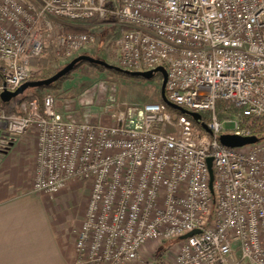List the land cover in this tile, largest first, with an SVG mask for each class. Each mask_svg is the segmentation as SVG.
<instances>
[{
  "label": "built area",
  "instance_id": "obj_1",
  "mask_svg": "<svg viewBox=\"0 0 264 264\" xmlns=\"http://www.w3.org/2000/svg\"><path fill=\"white\" fill-rule=\"evenodd\" d=\"M63 19L104 20L112 34L119 25L115 66H163L162 92L181 112L173 119L163 100L133 103L113 122L95 123L58 111L51 93L41 104L20 101L19 113L0 107V160L35 131L33 191L89 183L78 262L133 264L149 240L199 229L164 264H264V140L219 141L252 135L245 119L264 115V0H0V93L30 78L31 61L48 42L68 61L94 40L91 32L63 30ZM110 89L108 112L116 105ZM217 100L239 111L219 119Z\"/></svg>",
  "mask_w": 264,
  "mask_h": 264
},
{
  "label": "crops",
  "instance_id": "obj_2",
  "mask_svg": "<svg viewBox=\"0 0 264 264\" xmlns=\"http://www.w3.org/2000/svg\"><path fill=\"white\" fill-rule=\"evenodd\" d=\"M95 21L80 25L91 30ZM36 167V134L32 129L1 155L0 264H82L74 243L89 183L85 182L81 194L85 197L83 207L75 211L66 201V194L79 186L77 181L70 180L55 194L35 192L32 181Z\"/></svg>",
  "mask_w": 264,
  "mask_h": 264
},
{
  "label": "rangeland",
  "instance_id": "obj_3",
  "mask_svg": "<svg viewBox=\"0 0 264 264\" xmlns=\"http://www.w3.org/2000/svg\"><path fill=\"white\" fill-rule=\"evenodd\" d=\"M111 18L112 17H109V19ZM93 24V28L90 26L92 28L90 30L87 25L84 26L79 23L64 22L63 30L71 31L73 29V31L91 32L94 36V40L89 41L78 55H89L115 66L116 54L113 39H115L119 33V25L114 24V29H116L112 34V24H106L104 20H96ZM58 29H60V27L56 26V30ZM105 40L108 41L106 42ZM47 46L55 49L56 52V47L52 42H48ZM43 55L44 53L37 58H34V60H38ZM70 60H59L56 54V60L53 62V66L57 67L65 65ZM31 65L34 70L32 73L33 75L37 72L38 66L32 62ZM162 77L163 76L160 72H155L148 78L134 75L120 76L109 68H105L97 74H92L85 64H81L76 67L69 77L61 82L58 89H35L33 91L25 89L18 95V97L25 96V99L34 97L39 100L40 96L43 97L46 93H51L55 97V106L61 113H67L74 119H82L83 117H86L88 120L95 123H111L114 121V115L116 112L124 109L125 106L129 104L162 101ZM111 87H114L116 105L113 110L109 111V113L104 110V103L105 96L109 94ZM18 105V102L13 99L3 106V108L7 112H15L14 110L18 109ZM0 107L2 108L1 105ZM170 113L172 116H178L181 112L172 108ZM195 116L199 118L200 115L195 114ZM195 124L200 133L205 132L199 124ZM76 181L79 186H76L73 191L67 192L66 201L69 203L72 210L78 211L83 207L82 198L85 197L81 194L84 192L83 190L86 189V185L83 180ZM77 219H75V221ZM162 241L163 240L155 239L149 240L145 243L139 252L138 258L133 264H152L151 256L157 251L158 247L162 244ZM178 243L173 244V246L167 250L164 259L165 262L179 250ZM241 264H249V262L244 261L241 262Z\"/></svg>",
  "mask_w": 264,
  "mask_h": 264
},
{
  "label": "trees",
  "instance_id": "obj_4",
  "mask_svg": "<svg viewBox=\"0 0 264 264\" xmlns=\"http://www.w3.org/2000/svg\"><path fill=\"white\" fill-rule=\"evenodd\" d=\"M108 3L110 2V0H107ZM70 29V28H68ZM73 31V29L71 30ZM44 53V55L42 57H40L38 60H34L32 59V63L36 64L38 66V70L36 73H34L33 75L30 76V78L27 81H34V80H41V79H45L51 75H53L55 72H57L59 69H61L63 66H57L54 67L53 66V62L56 60V52L55 49L51 48L50 46H46L44 47L42 54ZM81 64H85L88 67V70L90 71V73L92 74H97L100 71H103L105 68L100 64L94 63V62H90L87 60H80L77 63L74 64V66L70 69L69 72H67L65 75L61 76L59 79H57L56 81L45 85V86H39V87H28V90H35V89H58L59 86L61 85V82L70 76V74L76 69L77 66L81 65ZM111 70L114 71V73H116L117 75L120 76H124V75H129L123 71H119L116 70L114 68H109ZM2 82V77L0 74V83ZM25 96H16L15 98H12L11 100H16L19 104V102L21 100H23ZM25 99V98H24ZM10 100V101H11ZM8 102L2 101L0 99V105L3 107L5 106ZM42 101V97L40 96L38 102L39 104H41ZM166 109L168 110V112H171L172 110V106L165 104ZM174 109V108H173ZM15 113H19V110H14ZM239 108L226 102L223 100H217L216 102V112L217 115L219 117V119H223L225 117H228L230 115H232L235 112H238ZM177 116L173 115V119H175ZM204 118H206V115H204ZM250 128H251V133L252 135H256L259 140H264V115L263 116H259V117H249L246 118L244 121ZM201 130V129H200ZM180 241L179 238H174L171 240H163L162 244L158 247L157 251H155L152 256H151V262L152 264H164V259H165V255L167 253V250L173 246V244L178 243Z\"/></svg>",
  "mask_w": 264,
  "mask_h": 264
},
{
  "label": "water",
  "instance_id": "obj_5",
  "mask_svg": "<svg viewBox=\"0 0 264 264\" xmlns=\"http://www.w3.org/2000/svg\"><path fill=\"white\" fill-rule=\"evenodd\" d=\"M80 60H87L90 62H94L97 64H100L104 67L107 68H114L116 70L119 71H123L129 75H134V76H141V77H151L152 74H154L155 72H161L163 75V78L165 79L166 76V71L165 68L163 66H158L152 70H148V71H125L120 69L117 66H113L110 65L106 62H104L103 60L100 59H96L92 56L89 55H85V54H81V55H77L75 56L73 59H71L67 64H65V66H63L61 69H59L57 72H55L53 75L45 78V79H41V80H34V81H26L24 83H22L18 88H16L14 91H10L7 89H4L1 93H0V99L2 101L8 102L10 101L12 98H15L16 96H18L19 94H21L25 89H27L28 87H39V86H45L48 85L54 81H56L57 79H59L61 76L65 75L67 72L70 71V69L74 66L75 63H77ZM162 100L167 104L170 105L172 107H176L174 106L171 102H169L166 98L164 93L162 92ZM182 110V109H181ZM202 127L204 128V130L206 132H210L209 128H207L206 125H202ZM219 141L222 145L225 146H229V147H239V146H245V145H250L253 143H256L259 141V138L256 135H250V136H236L233 134H221L219 135ZM211 161L212 158L211 156H209L207 158V165H208V169H209V186L211 187L212 185V180H213V173H212V168H211ZM200 230L199 229H194L190 232H187L181 236H179L180 240H183L195 233H198Z\"/></svg>",
  "mask_w": 264,
  "mask_h": 264
}]
</instances>
